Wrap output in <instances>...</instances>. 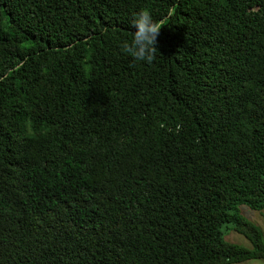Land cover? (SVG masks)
<instances>
[{"label": "trees", "instance_id": "16d2710c", "mask_svg": "<svg viewBox=\"0 0 264 264\" xmlns=\"http://www.w3.org/2000/svg\"><path fill=\"white\" fill-rule=\"evenodd\" d=\"M244 206L264 221V0H0V264L264 259Z\"/></svg>", "mask_w": 264, "mask_h": 264}, {"label": "clouds", "instance_id": "9594fccd", "mask_svg": "<svg viewBox=\"0 0 264 264\" xmlns=\"http://www.w3.org/2000/svg\"><path fill=\"white\" fill-rule=\"evenodd\" d=\"M132 28L134 29L132 41L129 44H124L123 47L135 60L151 63L161 25L153 20L150 12L141 11L134 18Z\"/></svg>", "mask_w": 264, "mask_h": 264}, {"label": "rangeland", "instance_id": "374dc122", "mask_svg": "<svg viewBox=\"0 0 264 264\" xmlns=\"http://www.w3.org/2000/svg\"><path fill=\"white\" fill-rule=\"evenodd\" d=\"M243 214H245L246 217L254 221L261 228L263 232V237H264V221H263V218L261 217V213L256 210H251L244 206ZM227 239L230 242L238 243L245 247L252 248L251 242L239 233L232 232L231 234L227 236ZM235 264H264V259H254V260H249V261H245L242 263H235Z\"/></svg>", "mask_w": 264, "mask_h": 264}]
</instances>
